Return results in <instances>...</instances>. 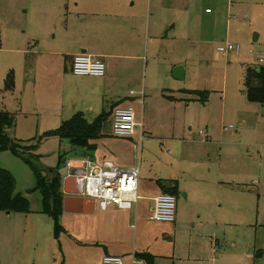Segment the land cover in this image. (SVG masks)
Returning a JSON list of instances; mask_svg holds the SVG:
<instances>
[{
	"label": "rangeland",
	"instance_id": "1",
	"mask_svg": "<svg viewBox=\"0 0 264 264\" xmlns=\"http://www.w3.org/2000/svg\"><path fill=\"white\" fill-rule=\"evenodd\" d=\"M219 1L207 4L216 6L219 26L224 29L220 43L238 45V51L212 53L216 48L212 47L207 50L206 63L199 59L194 45L192 55L186 57L185 77L179 81L168 76V55L163 50L145 68L148 86L206 91L207 101L172 106L173 110L153 108L150 116H156L155 130L149 133L143 107L133 103L135 121L141 118L145 130L140 146L139 128L131 137H116L109 118L95 147L89 149L51 134L45 136L73 113V90L65 83L68 65L63 56H53L44 77L37 66H31L34 56L25 54V50L50 46L71 51L77 25L63 18L66 10L61 0L50 1V8H45L46 0H0V110L10 111L16 121L7 130L8 136L20 145L36 146L27 151L26 158L42 181L53 185L59 179L62 183L65 174L80 173V160H107L122 168L139 165L140 199L131 210L108 206L101 211L96 204L91 214L63 218L65 232L59 242L66 254H79L86 264H94L102 251L94 245L95 239L102 240L98 244L103 246L117 240L120 242L112 250L125 252V259L136 251H150L156 255L154 264H264V105L247 101L243 85L247 66L264 67L257 57V53L264 54V0H229L228 24V1ZM203 6L202 0L192 5V29L199 23ZM29 69L37 71L42 89L25 102L19 86ZM9 74L13 96L4 89ZM59 90L64 98H57ZM13 97H17V105L12 103ZM105 101L102 108L106 112L120 103ZM200 130L208 141L202 139ZM28 161L10 150L0 151V169L12 175L14 192L23 195L30 207L27 214L0 212V264H28L35 239L42 237L40 246L45 245L53 228L52 220L47 222L41 212L42 193ZM173 176L179 188L176 214L183 216L178 219L175 214L174 222L149 220L152 199L162 192L160 179Z\"/></svg>",
	"mask_w": 264,
	"mask_h": 264
},
{
	"label": "crops",
	"instance_id": "2",
	"mask_svg": "<svg viewBox=\"0 0 264 264\" xmlns=\"http://www.w3.org/2000/svg\"><path fill=\"white\" fill-rule=\"evenodd\" d=\"M50 1L53 0H46L47 4L45 6L47 7L45 8H50ZM194 1L197 0H61V5L66 10L63 18H67L68 23L77 25V29H74L75 34L73 36H76V38L72 40L74 44L71 46V51L65 50L62 52L54 50L53 46H50L42 50H38L37 47L25 50V54L34 56V61H32L31 66H37L38 72H43L44 77L47 73L46 68L53 56H63L64 65H68V69L67 66L64 68L65 83H70L71 89L73 90V113L71 116L77 112H82L84 117L91 122L96 116L102 112H106L102 108V103H107L105 101L106 98L113 99L117 103L120 102L118 105L114 104L112 106L114 108L128 105L133 106V103H135L144 109L146 132L149 133L155 130L153 126L156 123V116H150V111L153 108L159 106L172 109V106L180 104L187 105L192 101H201L198 100L199 96L192 92L195 91L193 89H175L174 86L169 88H159L155 85L148 86L145 78V68L147 70L150 62H156L160 50H163L168 55V76L179 81L181 79H176L172 75V71L176 66H182V75L183 78L185 77L186 68L184 66L186 57L192 55L194 45L198 50L197 56H199L201 61L206 63L209 62L207 50L216 47L213 51L211 50L214 53V51H218L217 47L222 45L220 40L222 41L224 37V29L221 25L219 26V15L215 13L216 6L207 4L209 2L215 3L216 1H221L202 0L204 6L202 7V11H199V23L196 29H192L191 16ZM227 1L225 16L228 24L230 20V8L229 0ZM78 53H86L100 58L105 64L104 76L93 77L72 74L70 68L71 60ZM67 60L68 64L66 62ZM36 72H31L29 69L25 74L22 84L19 86L21 98L25 102H28L29 95L32 97V93H35L37 89H42L39 87V76L35 75ZM153 79L151 78L150 82H153ZM169 85L172 84L169 83ZM24 87L28 90L26 93L24 92ZM123 88H125L124 91L122 90ZM12 94L13 88L10 90V96ZM56 96L57 98H64V92L59 90ZM15 98L17 97L12 98V103L17 105ZM97 99L103 102L99 104L96 101ZM39 100L38 98L37 101ZM80 107L83 109L82 111ZM9 109H12V106L9 105ZM110 111H112V108ZM8 112L10 113V111ZM137 123H142L141 118ZM202 139L208 141V135H202ZM137 166L139 167V165ZM69 174L67 173L65 176ZM170 180L176 181L178 186V180L174 176L171 178H163V180L160 179L161 184L159 185L161 191L163 186L169 185L167 181ZM60 191L62 192L61 182ZM183 195L184 198H187L186 193ZM118 210L126 211L124 209ZM41 212L45 214L47 222L52 220L53 228L51 227L50 233L46 237L47 242L45 245L40 246L39 241L42 237L38 241L35 239V244H32L34 251L32 255L28 256L31 262L29 261L28 264H86L85 259L81 255L66 254L62 244L59 242V238L65 232L62 226V220L66 219V216H81L87 214L66 213L62 209V213H60L57 220H54L53 217L44 213L43 208ZM176 216L180 219L183 214L177 212ZM98 241L102 242V240L95 239L94 245L97 248H101L102 251L96 256L94 264H99L102 257L106 254L120 256L123 264H154L156 255L150 251H136L133 252L134 255L131 254L130 257L125 259V252L120 253L119 250H112L120 241L113 240L105 242L104 246L103 244H98ZM217 243V241L214 243L212 251H214ZM39 246L42 248L40 251ZM140 253H146L149 257L142 258L141 256H137Z\"/></svg>",
	"mask_w": 264,
	"mask_h": 264
},
{
	"label": "built area",
	"instance_id": "3",
	"mask_svg": "<svg viewBox=\"0 0 264 264\" xmlns=\"http://www.w3.org/2000/svg\"><path fill=\"white\" fill-rule=\"evenodd\" d=\"M238 49V45H233L229 42L217 47V50L221 53L238 51ZM257 57L261 62L264 61L263 53H257ZM70 68L71 73L78 76L103 77L105 73L104 62L100 58L86 53L74 55ZM232 127V125H229L228 128ZM136 128H139L138 146H140L144 131L142 123L135 121L134 107L128 105L113 109L111 114L112 135L116 137H131L134 135ZM224 129L227 128L224 127ZM199 134L206 135L203 130H200ZM135 146L134 144V148ZM81 164L80 174L83 180L81 196L92 198L94 205L97 204L99 209L105 210L108 206H113L117 209L131 210L138 203L140 199L137 193L140 175L138 166L122 168L107 160L101 163L81 160ZM152 202V206L149 208V220L154 222H174L176 214L175 195L161 192L152 199ZM99 264L123 263L120 256L106 254L102 257Z\"/></svg>",
	"mask_w": 264,
	"mask_h": 264
},
{
	"label": "trees",
	"instance_id": "4",
	"mask_svg": "<svg viewBox=\"0 0 264 264\" xmlns=\"http://www.w3.org/2000/svg\"><path fill=\"white\" fill-rule=\"evenodd\" d=\"M4 80V89L7 91L11 90L13 88L12 76L9 74ZM243 81L246 100L264 105V67H246ZM192 92L199 96V101L204 102L207 100L206 91L201 92L195 90ZM203 95L204 97L200 98V96ZM113 109L114 107H112V111ZM112 111L102 112L91 122L84 117L82 112H77L69 119L61 122L59 126L50 133L48 132L45 136L51 134L84 148H94L96 140L102 136V126L108 121ZM14 125V115L8 111L0 110V151L10 150L15 156L28 161L26 158L27 151L34 150L36 146L20 145L18 142L12 140L8 136L7 130L14 127ZM28 162L37 176V188H39L42 193L43 211L53 217L54 220H57L60 213H62L63 200V194L60 191V180L53 181V185H51V182H43L42 178L38 175L35 165L31 161ZM167 182L169 185L163 186L162 191L176 196L178 194L176 181L170 180ZM0 212H30L28 200L20 193L14 192V179L12 175L4 169H0ZM137 256H141L142 258L149 257L146 253H140L137 254Z\"/></svg>",
	"mask_w": 264,
	"mask_h": 264
},
{
	"label": "water",
	"instance_id": "5",
	"mask_svg": "<svg viewBox=\"0 0 264 264\" xmlns=\"http://www.w3.org/2000/svg\"><path fill=\"white\" fill-rule=\"evenodd\" d=\"M257 35L253 34V41ZM183 67L176 66L172 75L176 79L183 78ZM83 180L80 173H74L64 177L62 182L63 197L62 209L66 213H92L94 211V201L92 198L82 197Z\"/></svg>",
	"mask_w": 264,
	"mask_h": 264
}]
</instances>
